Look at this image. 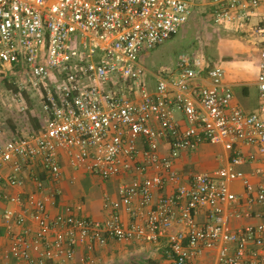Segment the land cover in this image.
<instances>
[{
    "label": "built area",
    "instance_id": "built-area-1",
    "mask_svg": "<svg viewBox=\"0 0 264 264\" xmlns=\"http://www.w3.org/2000/svg\"><path fill=\"white\" fill-rule=\"evenodd\" d=\"M200 1L215 25L262 42L264 112V0H0V75L22 76L42 108L38 128L0 142V264H70L111 239L153 244L161 264H264V221L229 227L256 206L264 217V169L257 187L237 169L257 159L244 147L264 155V115L233 103L224 68L202 50L155 74L152 91L143 79L141 54ZM205 143L232 152L229 161L186 178L178 159ZM65 164L102 180L131 176L117 196L105 193V219L62 204Z\"/></svg>",
    "mask_w": 264,
    "mask_h": 264
},
{
    "label": "crops",
    "instance_id": "crops-1",
    "mask_svg": "<svg viewBox=\"0 0 264 264\" xmlns=\"http://www.w3.org/2000/svg\"><path fill=\"white\" fill-rule=\"evenodd\" d=\"M259 13L264 14V5L260 7ZM224 29L228 30V32L240 34L246 40V43H243L242 48H236L234 51L236 56L248 55L252 52L253 45H256L259 49H261L263 46L260 40L249 37L245 33L226 28ZM207 57L211 59L210 56L207 55ZM232 59L233 60L230 61L227 69H225L223 66L222 67L225 70L224 80L232 87L233 103L243 107L247 111L258 112L264 115V112L261 111V92L258 84L259 72L254 77H252L249 74L248 66L242 67L235 63L237 60L236 58ZM212 62L214 64H219L215 61ZM38 127L39 126H35V128ZM219 146L220 145L205 143L194 150L183 151L177 161V168L187 178L195 172L214 171L224 166L229 161L232 152H229L223 149L222 146ZM244 150L248 154H255L257 159L255 161L248 162L247 164L239 165L237 166V169L244 171L249 176L253 184L257 187L263 180V175L262 173L258 172V170L264 169V155H261L258 148L255 146H246L244 147ZM5 169L8 171L7 168ZM63 172V179L61 181L63 193L60 199L62 204L69 203L81 205L82 210L80 212L82 214L99 221H102L106 217V213L103 208V198L105 193H110L114 196H117L119 185L124 181L128 182L131 179L130 175H124L122 177L112 178L105 181L93 175V179L96 177L104 183L107 182L106 184H103L102 193L99 194L98 192H93L90 189L89 185H91V183L95 184L93 179L90 180L89 178L90 173H87L83 170H75L67 164L64 165ZM231 186L236 193L243 194L245 192V187L241 180L233 181ZM172 190V187H168L165 190L157 191L155 197L158 198L164 193L166 194L172 192ZM3 209L4 203L0 200L1 213ZM123 218L126 222L130 220V216L126 212H123ZM198 219L200 221L206 220L205 211H202L198 215ZM262 221H264V217L262 216V207L256 206L253 216L242 219L232 218L229 221V227L230 229L235 230L248 224H258ZM1 224L2 223L0 222V230L3 228ZM117 250H119L120 254V264H134L135 260L131 258V256H134V252H137L139 255H141L140 257L142 260L137 264H141L143 262L148 264H161L162 261L161 250H159L153 244L140 243L139 245L138 242L117 241L111 239L108 241L107 245L99 247L95 252L91 253L86 249L80 250L77 253L74 261L70 264H115L116 257L114 255L116 254L114 253ZM209 261H211V259Z\"/></svg>",
    "mask_w": 264,
    "mask_h": 264
},
{
    "label": "rangeland",
    "instance_id": "rangeland-1",
    "mask_svg": "<svg viewBox=\"0 0 264 264\" xmlns=\"http://www.w3.org/2000/svg\"><path fill=\"white\" fill-rule=\"evenodd\" d=\"M205 7L203 3L196 6L193 10L194 15L178 30L174 37L141 54L139 62L146 69L143 79L149 90L152 91L157 86L155 74H163L166 71L172 73L177 69L180 55H191L198 50H202L211 57L212 61L218 62L225 69L233 60L232 58H236L235 63L242 67L248 66L249 74L252 77L259 72L261 49L253 45V50L248 55L236 56L234 51L236 48H242L246 40L240 34L228 32L223 27L215 25L211 21L208 10H203L206 9ZM22 82L25 83V80L18 74L7 72L0 75V142L5 141L12 133L21 129L35 127L32 121L33 117L42 115L36 91ZM177 114L180 116L179 113ZM89 175L92 180L93 175ZM97 178L93 179L95 184L91 183L89 186L93 192L101 194L103 184L107 182L104 183ZM114 254H116L114 255L116 257L115 264H120L119 250ZM133 255L131 258L135 260L134 264L142 260L141 255L137 252H134Z\"/></svg>",
    "mask_w": 264,
    "mask_h": 264
},
{
    "label": "trees",
    "instance_id": "trees-1",
    "mask_svg": "<svg viewBox=\"0 0 264 264\" xmlns=\"http://www.w3.org/2000/svg\"><path fill=\"white\" fill-rule=\"evenodd\" d=\"M174 36H175V35H174ZM174 36H173V37H174ZM6 82H7V80H6ZM8 85H9V84H8ZM9 86H10V85H9ZM32 121H33V123H34V124H33L34 126H40V124H41V115H39V116H37V117H33V120H32ZM1 231H2V230H0V233H1Z\"/></svg>",
    "mask_w": 264,
    "mask_h": 264
}]
</instances>
